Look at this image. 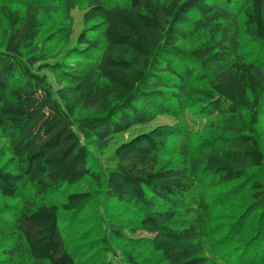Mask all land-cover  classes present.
<instances>
[{
    "label": "trees",
    "instance_id": "1",
    "mask_svg": "<svg viewBox=\"0 0 264 264\" xmlns=\"http://www.w3.org/2000/svg\"><path fill=\"white\" fill-rule=\"evenodd\" d=\"M238 2L245 31L264 46V0H99L85 12L84 24L103 35L81 33L74 50L84 59L95 58L94 67L75 72L63 71L44 53L23 65L22 51L37 37L38 10L28 7L20 18L2 7L10 33L0 45V129L13 140L8 163L19 161L20 168L12 173L0 166V195L17 200L25 198L27 187L43 194L86 177L99 181L87 144L148 123L157 113H176L193 76L209 83L214 93L209 98H215L211 109L218 116L200 148L202 171L224 184L248 179L264 160L255 129L264 72L231 58L238 31L232 11ZM35 65L56 73L59 82L68 81L77 104L94 115L73 120L67 99L62 97L60 107L46 76L33 71ZM48 106L51 111L44 114ZM165 133L154 130L116 146L117 164L106 180L111 197H131L143 211L161 201L178 206L190 184L185 170L164 157ZM249 188L264 211V182L252 181ZM89 200L88 193H71L61 207H28L15 222L16 251L28 256V264H77L66 246L59 210L76 213ZM178 220L174 211L145 214L139 227L155 236L166 264H216L193 243L194 227L178 226ZM138 253H127V264H140Z\"/></svg>",
    "mask_w": 264,
    "mask_h": 264
},
{
    "label": "rangeland",
    "instance_id": "2",
    "mask_svg": "<svg viewBox=\"0 0 264 264\" xmlns=\"http://www.w3.org/2000/svg\"><path fill=\"white\" fill-rule=\"evenodd\" d=\"M98 3L99 0H0V45L6 43L10 33L9 21L1 8L17 12L23 18L26 9L33 7L38 10L40 26L35 41L22 51L23 65L27 58L44 53L52 62H58L65 72L89 71L94 67L95 58L84 59L74 50L78 49L81 33L103 35L102 31L90 32L84 24L85 12ZM242 5L238 2L232 11L237 15L238 31L231 58L252 62L264 72V46L245 31ZM39 65H35L33 71L46 76L52 97L60 107L62 97L67 99L73 120L94 115L77 104V94L68 81L59 82L58 75L45 67L40 66L41 70H37ZM213 94L205 79L196 80L193 76L184 85L176 113H157L148 123L112 135L101 143H88L90 167L99 181L86 177L74 186L63 184L43 194L27 187L25 198L17 200H8L0 195V262L29 263L27 255L16 251L18 234L15 230L17 218L28 207L39 204L61 207L69 194L88 193L90 200L80 211L59 210L66 246L77 264H127L126 255L134 249L139 250L136 260L140 264H166L162 253L155 247V236L142 230L139 222L145 214L173 211L176 221L179 219L178 226L188 222V226L194 227L191 233L193 243L210 261L216 264H264V211L252 199L254 191L249 188L252 181L264 182V160L261 167L249 171L248 179L225 184L202 171L200 148L218 121V116L211 109L215 106V98H209ZM260 101L259 122L255 129L264 159V94ZM50 111L49 106L42 109L44 114ZM248 118L246 115V121ZM159 129L166 132L163 136L166 143L164 157L176 161L179 168L185 170L190 188L178 200L177 207L161 201L152 210L143 211L131 197L119 200L111 197L106 180L116 167L117 162L112 156L118 144ZM12 142V138L0 129V152L4 153L0 166L16 173L20 162L8 163L12 158Z\"/></svg>",
    "mask_w": 264,
    "mask_h": 264
}]
</instances>
